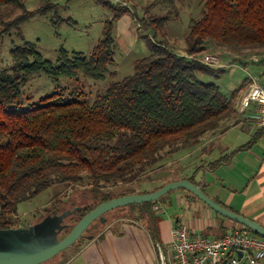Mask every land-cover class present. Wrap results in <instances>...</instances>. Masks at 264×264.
<instances>
[{
	"label": "trees",
	"instance_id": "obj_1",
	"mask_svg": "<svg viewBox=\"0 0 264 264\" xmlns=\"http://www.w3.org/2000/svg\"><path fill=\"white\" fill-rule=\"evenodd\" d=\"M102 4L111 8L114 16L89 56L60 49L52 64L41 59L33 44L25 42L10 50L13 74L0 72V231L18 228L20 203L52 184L78 185L86 179L93 202L71 213L63 229L66 235L94 207L124 195L104 192L107 186L139 179L160 151L194 147L222 122L240 115L234 102L249 79L226 97L217 85L198 78L223 72L202 63L201 57L216 51L242 56L264 50V0H202L201 17L188 22L184 55H178L165 40L140 36L149 54L135 60L133 73L111 83L92 103L82 98L83 94L68 99L59 90L23 107L19 102L22 88L29 77L40 72L54 81L79 74L94 80L105 78L114 64L112 22L131 11L107 0ZM39 5L28 12L23 0H0V9L13 6L24 12L3 24L0 39L29 17L56 6L49 0H39ZM164 22V17H151L141 26L155 33ZM164 199L127 206L133 215L152 224L151 238L157 232L151 207ZM82 239V243L90 240Z\"/></svg>",
	"mask_w": 264,
	"mask_h": 264
},
{
	"label": "rangeland",
	"instance_id": "obj_2",
	"mask_svg": "<svg viewBox=\"0 0 264 264\" xmlns=\"http://www.w3.org/2000/svg\"><path fill=\"white\" fill-rule=\"evenodd\" d=\"M102 1L104 0H49V2L56 4L54 8L42 15L35 14L20 23L18 29L11 28L9 32L2 34L0 39V72L13 74L14 61L10 50L14 46H22L25 42L33 44L41 59L52 64L56 62L60 49L68 53L78 52L85 57L89 56L93 47L102 37L105 24L114 16V11L104 6ZM120 1L126 4L122 7L129 9L131 12L112 22L114 64L108 68L109 72L105 75V78L94 80L79 74L74 78L60 77L54 81L47 74L40 72L29 77L22 88L19 102L23 107L59 90H62L64 96L68 99L83 94L82 98L92 103L94 98L99 94H103L111 83L119 82L131 75L135 60L149 54L146 43L140 36H148L155 41L165 40L173 45L178 55L184 54L188 22L190 19L201 17L202 0ZM23 3L28 12L40 6L39 0H23ZM115 7L117 6L115 5ZM23 13L22 9L13 6L2 7L0 9V31L3 29V24L10 23ZM151 17L165 18V22L156 29L155 33L152 29L141 26V24H144V20ZM212 54L219 58V65L212 68L219 67L223 69V72L214 75H198V78L203 82L217 85L226 97H229L234 90L240 88L243 82L250 79V77L260 78L259 76L264 74V50L248 52L242 56L224 51H216ZM243 91L244 89L241 90L234 102L238 112L239 100L243 96ZM239 118H247V114L232 116L222 122L220 128L216 131L219 134L225 132V136L222 138L224 146L245 144L254 137V126L241 125L238 121ZM236 121L238 122L235 123ZM250 131H252V135ZM234 133L240 138L234 137ZM220 146L207 144L201 154L202 157L200 155L198 159L212 153L214 148L218 149ZM186 151L187 149L175 146L166 148L158 153L157 160L149 167L145 175L128 184L116 187L107 186L103 191L114 196L128 193L138 194L142 191L156 189L162 184L176 182L181 177L195 178V180L198 178L199 181L197 182L201 185L202 183H208L210 176L205 175V169L199 170L197 168L199 166L197 154L186 157ZM209 156L213 155L210 154ZM194 174L196 175L194 176ZM181 194L187 193L184 189L178 188L164 195L165 199L161 202L162 214L156 218L158 231L155 241L160 245L167 260L170 257V251H168L170 245L169 234L168 228L166 226L162 227V223L166 220L174 221L177 218L188 222V219L196 220L199 214L198 210L188 206L187 203L181 200ZM90 196L86 179L78 185L68 183L52 184L31 200L17 206V226L22 228L33 227L39 243L46 238L60 240L65 236L63 229L69 223L68 218L73 210L91 204L93 200ZM195 201L200 205L198 200ZM204 207L207 211H211L205 205ZM104 217L106 222H112L116 219L130 220L134 216L130 209L125 206L106 213ZM138 220L146 227L145 218ZM94 223L97 225L93 224V227L91 224L86 231V235H91L103 228L99 226L102 225L99 221ZM82 241V238L79 239L75 246L64 249L53 259L43 264L64 262L79 249ZM35 249L36 245L30 237L21 233L11 235L0 231V252L21 254L33 252Z\"/></svg>",
	"mask_w": 264,
	"mask_h": 264
},
{
	"label": "crops",
	"instance_id": "obj_3",
	"mask_svg": "<svg viewBox=\"0 0 264 264\" xmlns=\"http://www.w3.org/2000/svg\"><path fill=\"white\" fill-rule=\"evenodd\" d=\"M259 77L263 80L264 74ZM238 121L243 126H254L252 140L238 146H224L222 138L225 132L220 134L214 132L202 138L194 147L187 149L185 156L197 154L198 159L207 144L221 145L219 150L214 148L210 153L213 156H209L208 153L197 160L199 162L197 168L205 169V175L210 176L209 182L202 186L203 192L223 207L264 227V130L257 129L248 117L239 118ZM234 137L240 138L235 133ZM219 160L221 162L213 167ZM180 180H188L194 185L199 181L198 178L195 180L190 177H181L176 181ZM164 185L138 194L151 193ZM185 192L187 194H181V200L198 210L199 214L196 220L188 219V222L177 218L174 221L166 220L162 223V227L168 228L170 245L171 231L180 224H185L192 235L208 238L220 237L227 229L236 226L232 221L218 217L213 211H207L204 204L202 205L198 200L199 205L196 199L190 198L189 192ZM126 195L137 194L128 193L123 196ZM161 202L156 203L161 210L154 212L152 211L154 205L151 207L156 218L163 211ZM133 216L130 220L116 219L106 222V225L100 228L92 239L81 243L79 249L64 264H162L161 255L164 257L165 264H171L173 257L170 245L168 246L170 257L167 260L160 245L155 241L156 238L150 236L153 230L152 224L146 220L144 221L146 227H144L135 213ZM155 225L157 228V219Z\"/></svg>",
	"mask_w": 264,
	"mask_h": 264
},
{
	"label": "built area",
	"instance_id": "obj_4",
	"mask_svg": "<svg viewBox=\"0 0 264 264\" xmlns=\"http://www.w3.org/2000/svg\"><path fill=\"white\" fill-rule=\"evenodd\" d=\"M107 1L117 7L126 5L120 0ZM201 62L210 67L219 65L218 57L212 54H205ZM262 79L250 77L238 110L240 114H247L257 129L264 130V77ZM159 210L158 205L152 207L154 212ZM171 238V264H262L264 260V239L252 236L243 226L229 228L220 237L208 238L194 236L185 224H180L172 229ZM161 260L165 264L162 255Z\"/></svg>",
	"mask_w": 264,
	"mask_h": 264
},
{
	"label": "water",
	"instance_id": "obj_5",
	"mask_svg": "<svg viewBox=\"0 0 264 264\" xmlns=\"http://www.w3.org/2000/svg\"><path fill=\"white\" fill-rule=\"evenodd\" d=\"M202 185L196 186L188 180H180L173 183L166 184L156 191L147 194L137 195H126L117 198L110 199L103 202L83 216L72 229L63 236L60 240L46 238L43 242L39 243L37 240L33 227L30 228H12L4 230L7 234L21 233L32 239V242L36 245V249L30 253H8L0 252V264H43L50 261L57 256L64 249L74 246L76 241L81 238L91 239V235L85 236V232L88 227L94 222L99 221L102 225L106 223L104 215L115 209H119L129 205H141L142 203L155 202L159 198L166 195L171 190L178 188L184 189L185 191L196 197L202 204L208 207L214 213L243 226L250 230L260 238L264 239V227L258 223L249 220L233 211L223 207L218 202L208 197L202 190ZM74 209L73 211H76ZM71 213V212H70ZM241 253H238L240 257Z\"/></svg>",
	"mask_w": 264,
	"mask_h": 264
},
{
	"label": "flooded vegetation",
	"instance_id": "obj_6",
	"mask_svg": "<svg viewBox=\"0 0 264 264\" xmlns=\"http://www.w3.org/2000/svg\"><path fill=\"white\" fill-rule=\"evenodd\" d=\"M85 236H89V235H86V232H85ZM77 242H78V240L76 241V243H77ZM76 243H75V244H76ZM74 246H75V245H74Z\"/></svg>",
	"mask_w": 264,
	"mask_h": 264
}]
</instances>
